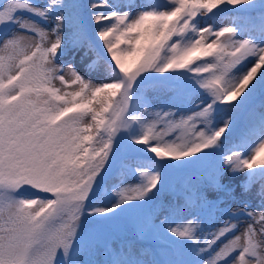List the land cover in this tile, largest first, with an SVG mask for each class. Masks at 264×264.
Returning <instances> with one entry per match:
<instances>
[{"label":"snow or ice","instance_id":"obj_1","mask_svg":"<svg viewBox=\"0 0 264 264\" xmlns=\"http://www.w3.org/2000/svg\"><path fill=\"white\" fill-rule=\"evenodd\" d=\"M257 102L264 0H0V264H264Z\"/></svg>","mask_w":264,"mask_h":264},{"label":"rangeland","instance_id":"obj_2","mask_svg":"<svg viewBox=\"0 0 264 264\" xmlns=\"http://www.w3.org/2000/svg\"><path fill=\"white\" fill-rule=\"evenodd\" d=\"M230 16L231 14H222L221 17L217 18V20L215 21V24L217 26H223V25L229 24L231 22L229 19ZM71 58H72V51L70 50L68 55L65 57V59H71ZM75 62L80 68L81 72H83V66L79 63V56L76 57ZM93 107H97V106L93 105ZM241 139H245V138H241ZM241 139H240L239 144H237V148L238 150H242L245 155L250 154L252 150H254V148L259 147L260 142L262 141V139H264L261 136L259 120L257 121L256 124H254V130H253L252 135L249 136V138L245 140H241ZM262 155H264V153H262Z\"/></svg>","mask_w":264,"mask_h":264},{"label":"trees","instance_id":"obj_3","mask_svg":"<svg viewBox=\"0 0 264 264\" xmlns=\"http://www.w3.org/2000/svg\"><path fill=\"white\" fill-rule=\"evenodd\" d=\"M251 121H252V122H251V125H253V123H254V120L252 119V117H251ZM233 140L235 141V144H236V141H237V140L235 139V137H234V136H233ZM227 146H228V145H227Z\"/></svg>","mask_w":264,"mask_h":264}]
</instances>
